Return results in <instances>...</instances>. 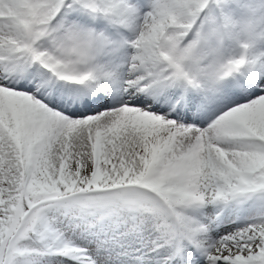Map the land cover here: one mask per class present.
I'll use <instances>...</instances> for the list:
<instances>
[{
	"label": "snow or ice",
	"instance_id": "6c2138e0",
	"mask_svg": "<svg viewBox=\"0 0 264 264\" xmlns=\"http://www.w3.org/2000/svg\"><path fill=\"white\" fill-rule=\"evenodd\" d=\"M257 20L0 0V264H264V62L233 55Z\"/></svg>",
	"mask_w": 264,
	"mask_h": 264
},
{
	"label": "clouds",
	"instance_id": "9594fccd",
	"mask_svg": "<svg viewBox=\"0 0 264 264\" xmlns=\"http://www.w3.org/2000/svg\"><path fill=\"white\" fill-rule=\"evenodd\" d=\"M252 38L249 39L247 35L242 36L234 45L233 55L240 60L247 63L251 59L253 50L257 48L261 42L264 41V23L251 22L249 25Z\"/></svg>",
	"mask_w": 264,
	"mask_h": 264
},
{
	"label": "rangeland",
	"instance_id": "374dc122",
	"mask_svg": "<svg viewBox=\"0 0 264 264\" xmlns=\"http://www.w3.org/2000/svg\"><path fill=\"white\" fill-rule=\"evenodd\" d=\"M251 59H255L257 62H264V44H260L253 50Z\"/></svg>",
	"mask_w": 264,
	"mask_h": 264
}]
</instances>
